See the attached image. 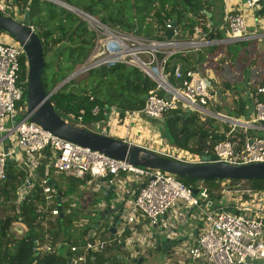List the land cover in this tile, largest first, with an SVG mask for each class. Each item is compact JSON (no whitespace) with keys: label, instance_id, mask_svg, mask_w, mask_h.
I'll return each instance as SVG.
<instances>
[{"label":"built area","instance_id":"built-area-1","mask_svg":"<svg viewBox=\"0 0 264 264\" xmlns=\"http://www.w3.org/2000/svg\"><path fill=\"white\" fill-rule=\"evenodd\" d=\"M51 1L58 3L60 0ZM263 2L243 0L238 10L227 6L222 26L225 38L222 40L210 39L201 26L190 31L188 38H182L177 27L173 28L174 36L171 39L165 33L164 39L147 38L112 28L99 17L74 9L73 12L86 21L96 37L91 52L77 65L72 78L104 65L122 62L141 68L157 81V90L149 92L142 108L126 110L123 115L113 109L107 114L108 127L110 130L113 128L114 134H120L123 141L181 162L202 163L207 155L165 142L147 128V120L161 123L169 112L180 110L181 113L218 117L227 124L225 139L206 141L207 147L212 146L210 155L216 156L218 162L235 165L264 162V137L252 132L254 128L264 129V101L259 97L260 93H264L263 87H259L252 96L254 111L246 119L245 116L236 117L205 108L215 99L216 91L210 75L203 73L200 67L185 70L181 64H177L173 69L177 84L169 81L170 72L167 71L168 59L176 53L186 54L219 43L229 44L251 38L248 17L252 14L258 18ZM0 12L18 19L24 16L18 13L16 7L9 6L8 0H0ZM170 26L168 23L167 28ZM24 57L27 62L20 42L0 41V186L8 179V163L13 162L25 171L26 179L17 190V204L37 184L40 189L37 212L44 215L46 223L60 214L62 203L79 208L78 200H83L80 194L100 191L103 184L116 186L117 204L125 201L122 222L115 226V233L110 231L112 222L105 226L100 220L99 211L106 206L102 202H94L91 213L98 216L101 223L96 228L94 225L99 220L93 225L90 231L94 230L95 234L92 238L75 246L68 245L72 252L69 257L71 264H86L89 253L102 252L114 242L123 245L126 254L121 256L125 263L136 264L140 258L139 247L154 244L153 226L160 225L162 218L181 204L198 210L202 215L199 233L187 249L191 264H264V190L245 187L243 182L233 184L226 181L222 184L221 197L215 199L203 184L189 187L176 175L164 170L131 164L45 130L31 120L32 113L28 111L27 103L17 107L24 94V87L19 84L21 60ZM98 112L99 108L95 107L94 114ZM100 129L101 123L96 124L97 132L112 133ZM47 149L51 150L49 156L43 154ZM55 176L87 179V182L80 185L79 195L63 197L53 181ZM195 188L198 189L196 194ZM126 192H131L133 198L126 199ZM87 223V218L80 220V226ZM139 225L144 226V236L138 229ZM14 227L23 229V232L26 230L20 219ZM99 228L105 232L102 236H99ZM61 244L65 243L53 246L51 242L36 240L35 250L39 253L54 252Z\"/></svg>","mask_w":264,"mask_h":264},{"label":"trees","instance_id":"trees-1","mask_svg":"<svg viewBox=\"0 0 264 264\" xmlns=\"http://www.w3.org/2000/svg\"><path fill=\"white\" fill-rule=\"evenodd\" d=\"M66 2L92 15H97L101 21L112 28L137 33L147 38L164 39L167 24L174 19L177 20L176 27L181 36L188 31H193L196 26H201L210 39L225 38V30L220 25L216 26L213 19L215 0H66ZM8 3L9 6L16 7L20 15L25 14L27 7L29 8L30 23L39 35L44 48L46 64L42 76L43 85L45 90L50 92L88 57L94 46L95 33L78 15L63 7L57 8L53 2L8 0ZM209 13L211 17H208ZM0 14L3 13L0 12ZM262 15H264V2ZM3 33L8 32L0 29V37ZM242 41L233 45L236 48L240 46L244 48L247 41ZM222 46L228 47L230 44H215L208 50H199V53L208 57L210 53ZM57 47L60 48L56 50ZM52 51L56 59L55 70L48 72L52 65L46 60V56ZM187 58L183 53H176L168 59L167 71L170 72L171 83H178L173 75V69L177 64H181L185 70L199 68ZM84 76L86 77L80 82H75L74 79L68 81L52 94L50 99L63 119L69 116L74 118L76 124L93 131H96V124L107 121V114L113 109L123 115L126 110L142 108L145 104L143 97L151 90H157L158 86L157 81L141 68L122 62L92 69ZM19 84L23 85L24 94L22 100L17 103V107L25 106L27 99L25 57L21 60ZM261 87L264 88V81ZM259 97L264 101V93L259 94ZM246 100L244 96L239 95L235 100L238 106L236 114L229 115L245 116L249 110V103ZM95 107L99 108L97 114H94ZM179 113H181L180 110L171 111L163 119L162 126L168 131L169 143L194 153L210 155L212 146L207 147L206 141L210 139L215 142L226 138L227 126L224 125L225 127L221 129L203 124L197 113L176 118L175 116ZM79 117L82 118L81 121ZM50 153V149L43 152L46 156ZM8 171L12 177L0 186V264H68L72 254L70 249L65 255L60 254L58 250L37 254L35 241H48L53 246L60 242L69 246L78 245L90 239V230L94 225L89 218H93L92 213L85 212V209L81 207L73 208L70 203H62L60 214L46 223L44 215L37 212V204L40 200L38 185L36 184L18 205L17 190L24 183L27 174L13 162H10ZM53 178L63 197L79 195L80 185L87 182V179L65 177L66 187L64 188L61 182ZM177 178L189 187H196L193 184L196 182L194 179L179 176ZM226 181H231L233 184L249 182L250 185L245 187L264 190V179L205 180L202 184L208 188L212 198L218 199L222 195V184ZM83 218H87L88 223L80 226V220ZM19 219L26 227L22 235L13 230L14 224ZM104 225L106 226L105 223ZM200 226L201 223L198 227ZM117 250L125 251L119 242L107 246L102 252H91L88 254L86 264H126L121 254L116 253ZM172 251L168 253L171 255Z\"/></svg>","mask_w":264,"mask_h":264},{"label":"water","instance_id":"water-1","mask_svg":"<svg viewBox=\"0 0 264 264\" xmlns=\"http://www.w3.org/2000/svg\"><path fill=\"white\" fill-rule=\"evenodd\" d=\"M61 5L72 11L74 9H79L66 2ZM258 14H262V10H259ZM208 17H211V13L208 14ZM169 24L171 26L165 31V35L168 39H171L174 36L173 28L177 26V20L174 19ZM0 29L12 34L14 38L24 47L27 57V108L28 111L32 113L31 120L41 125L45 130L50 131L66 140L103 152L114 158L126 160L131 164L161 169L179 177H189L198 181H215L219 179H264V162L235 165L226 162H218L216 156L214 155L204 156V161L202 163L181 162L158 155L157 153L140 145L128 143L112 135L103 134L69 123L56 111L50 96L70 81L73 77V73L56 85L50 92L45 90L42 80L46 64L44 58V48L39 35L30 23L29 12L26 11L23 18L19 19L0 14ZM189 33L190 31L183 35L182 38H188ZM147 98L148 95L143 97L144 100ZM247 101L249 103V110L244 117L246 119L249 118L251 113L254 111L252 99L250 98ZM189 115H191V112L179 113L175 117H186ZM7 170H9V163L7 165ZM7 177L11 178L12 175L8 173ZM143 186L144 184L142 187ZM99 190H101V192H107L109 190L110 192V194L105 193L101 196V198H97L95 202H102L106 206L103 211H99V214L102 218L101 220L103 221L112 220L113 226L110 228V231L115 233V226L122 222L125 201H123L122 204H117L119 202L117 199L118 196L115 185L103 184L100 185ZM197 192L198 189L195 188L194 193L196 194ZM126 199H128V197H126ZM208 204L210 205L211 203L209 202ZM99 223H101L100 220L94 225V228H96ZM158 228L159 225L153 226L152 237L155 239L159 248L161 246L172 247L179 243L176 239H172L171 236H166V233L161 235ZM13 230L17 231L20 235L23 234V229L21 228L14 227ZM94 234V230L90 231L89 237L92 238ZM67 249V244H61L58 247V252L65 255ZM35 252L37 254L39 253L38 250H35ZM142 262L143 258H140L136 264H142ZM255 263L262 264L260 262ZM68 264H71L70 258L68 259Z\"/></svg>","mask_w":264,"mask_h":264},{"label":"rangeland","instance_id":"rangeland-1","mask_svg":"<svg viewBox=\"0 0 264 264\" xmlns=\"http://www.w3.org/2000/svg\"><path fill=\"white\" fill-rule=\"evenodd\" d=\"M46 1L53 2L51 0H46ZM61 1L66 2V0H60L58 3L56 2H53V3L59 9L63 7L67 11L73 12L72 10H69L65 6L59 4L61 3ZM216 1L218 3H220L221 1L222 3L223 0H216ZM219 7H220V4H218L216 9H214L216 12L215 14H218L220 10ZM73 13H75L76 15L80 17L78 13L76 12H73ZM213 19L215 20V16L213 17ZM15 40L16 39L12 37L9 33H3L2 36L0 37V41L2 42H13ZM246 41H247L246 43L247 48L245 50H242L243 46L236 48L235 45H230L228 47L222 46L221 48L210 53L208 57L201 55L199 51H191L185 54L186 57H188L187 59L190 60L194 65H197V67H200L203 73L210 74V75L211 73H213L216 86L220 85V88L222 87V89H224L225 92L229 90L230 95L228 96L229 102L227 106L225 107V109H223V106H220V108H217L216 111H220V112L222 111L226 114H233V115L236 114L238 106L235 102L236 98H235L234 92L239 91L240 89L244 90L242 86V82L244 81L245 78L249 77L250 79L253 80L255 79V77H258L261 74V70H263L262 62L264 63V49L260 46V45H263V42H258L256 40H245V42ZM59 48L60 47H57L55 49L58 50ZM54 54H55L54 51H52L48 53V55L46 56V60L52 65V67L48 69V72L55 70L56 59H55ZM178 63H181V62H178ZM84 75L80 77L78 76L76 78H72V80L74 79L75 82L76 81L80 82L84 77H86ZM262 79L264 78L262 77L254 81L253 87L255 91L257 89V86L258 88L259 86L261 87ZM198 117L201 123L203 124L205 123L206 125L212 126V127H218V124L221 123L222 121L218 117L215 118V117L205 116L201 114L198 115ZM18 118H20V115H18ZM65 120L71 124L77 125L74 118L67 116ZM157 126H154L155 129L151 128L150 126H148L147 128L149 129L151 128V130H153V133L155 135L161 136V138L165 142H169L167 141V139H169V136H168L169 134H168L166 127L163 126L162 130H160L161 127L159 126L157 127ZM100 130L105 131V132L112 131V135H114L113 133L115 132L113 131V128L112 130H110L106 122L101 123ZM252 132L257 136L264 137V129H252ZM114 136L121 139V137L116 136V134ZM193 184H195L196 186H199L200 184H202V181L196 180V182H193ZM243 185L248 186L250 185V183L245 182L243 183ZM79 193H80V190H79ZM71 202H73V199L71 200ZM75 202H77V200ZM80 203H82V201H80L79 199L78 204L80 205ZM93 205H94L93 200H89L88 204L85 205L86 206L85 212H88V211L92 212L91 210H92ZM194 213L199 219L202 217L201 213L198 210H195ZM89 218L91 222H93V224H95L99 220V217L96 215H93V218L92 217H89ZM138 228L140 229V233L142 234V236H144L145 235L144 229H142L141 227H138ZM13 229H14V226H13ZM98 230L100 231L99 236H102L103 233H105V232H102V228H99ZM149 242L150 240L147 241V243ZM157 246L158 244L156 243L154 244L149 243V244H146V245L144 244L141 247H139L138 249L139 256L140 258H143L142 264H191L192 262L190 258H188L187 256L188 246L186 244L180 245L178 252L176 253L172 251L171 255L168 252H165L164 249L162 248L158 249ZM116 253L125 254V251L117 250Z\"/></svg>","mask_w":264,"mask_h":264},{"label":"crops","instance_id":"crops-1","mask_svg":"<svg viewBox=\"0 0 264 264\" xmlns=\"http://www.w3.org/2000/svg\"><path fill=\"white\" fill-rule=\"evenodd\" d=\"M218 4H220L219 8L221 11L219 10L218 14H215L216 12L214 10L213 17L215 16L214 21L216 22V26L220 25V27L222 28V26L224 24V20H225V9H226V7L228 6L230 8V6H231V7L235 8L236 10H238L239 8L242 7L243 0H223L222 3H221V1H220V3H218L215 0L214 9H216ZM247 23H248V29H249L250 33H252V37L248 38L246 40H256L258 42H263V45H260V46L264 49V15L258 14V18H257L256 16L251 14L248 17ZM240 41H242V40H240ZM236 42H238V41H236ZM236 42H231L229 44L233 45ZM246 48H247V46H244V48H242V50H245ZM208 49H209V47H206V48H203L202 50H208ZM215 59H217V58H215ZM262 67H263V70H261V74L258 77H255V79H253V80L250 79L249 77L244 79V81L242 82V86H243L244 90L240 89L239 91H235L234 92L235 98H237L239 95H241V96H244L247 100L250 98L252 99V96L258 92V86H257L256 91L253 87L254 81H256V79H260L262 77L264 78V63L263 62H262ZM210 77H211L210 79H212V82H213L214 91H216V97L205 108L211 112H216L217 108H220V106H223V109H225V107L227 106V104L229 102L228 96L230 95V92H229V90L227 92H225L224 89H222V87L220 88V85H217V86L215 85V78L213 76V73H211ZM262 81H264V79H262ZM237 92H238V94H237ZM218 113L226 114L222 111L221 112L218 111ZM162 122L157 124L153 121L147 120V126H150L151 128L155 129L154 126L158 125L159 127H161L160 128V130H161L163 127ZM224 125H227V124L224 123L223 121H221V123L218 124V127L222 129L225 127ZM254 129H262V128H254ZM108 134L112 135V133H108ZM114 135H112V136H114ZM116 136H120V135H116ZM59 177L60 176H55L56 180L61 182L63 187L65 188L66 184H65L64 180L66 178L64 176H61V179H59ZM122 177H124V176H122ZM87 185H89V184H87ZM92 188H94V187L92 186ZM93 190H96V189L94 188ZM80 191H81V189H80ZM95 192L96 191H91V192L88 191L89 194L88 193H82L83 195L80 194V197L83 196V200H82L83 202L80 203L79 207H81L82 209H86L85 205L88 204L89 200H93V202H95V200L97 198H99V197L101 198V196H103L105 193L110 194L109 190L107 192H103V191L101 192V190H100V191H97L96 194H95ZM126 193L127 194H125V198L126 197H129L130 199L133 198V195H131V192H126ZM194 211H195V209L189 208L185 204H181L179 207H177L175 210H173L170 214H168L162 218L160 225H159V228H158L159 233L161 235H164L166 233V236H171L172 239H176L177 241H179V243L176 246L165 247V249H164L165 252H169V251L173 250L174 252L177 253L180 245L186 244L188 246L196 238V236L200 230V228L198 227L199 223H200V219L195 215ZM100 220H101V218H100ZM110 222H112V220H110L107 223L110 224ZM138 227H141L142 229H144V226L142 227L139 225ZM139 231H140V229H139ZM154 243H156V242L154 241ZM158 249H160V248L158 247Z\"/></svg>","mask_w":264,"mask_h":264},{"label":"flooded vegetation","instance_id":"flooded-vegetation-1","mask_svg":"<svg viewBox=\"0 0 264 264\" xmlns=\"http://www.w3.org/2000/svg\"><path fill=\"white\" fill-rule=\"evenodd\" d=\"M94 200H95V199H94ZM104 222L108 225L107 222H109V221L104 220V221H103V224H104ZM166 247H167V246H166ZM160 248L165 249V246H161Z\"/></svg>","mask_w":264,"mask_h":264}]
</instances>
